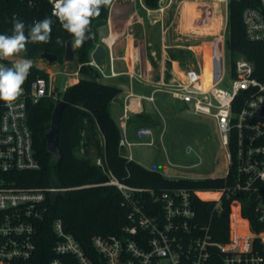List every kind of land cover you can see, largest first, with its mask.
<instances>
[{"label": "built area", "instance_id": "built-area-1", "mask_svg": "<svg viewBox=\"0 0 264 264\" xmlns=\"http://www.w3.org/2000/svg\"><path fill=\"white\" fill-rule=\"evenodd\" d=\"M36 6L39 0H20ZM118 0H113L112 8ZM148 11L164 15L175 0H160L156 9L146 6L144 0H132ZM177 16L184 0H176ZM50 3V2H49ZM228 0H226L227 9ZM51 12L53 5L50 3ZM227 11V10H226ZM226 21L219 34L217 47H210V72L205 77L203 63L200 70L188 79L161 78L150 95H142L130 89L126 95L121 117V147L125 157L135 160L134 145H154L155 134L151 127L137 130L140 137L150 140L135 142L128 138V120L132 113L143 112V100L155 101L157 92L189 104L194 115L207 116L216 122L221 145L227 153L228 171L221 177L224 186L219 189H194L174 186L159 194L143 187L129 185L106 169L102 157L96 163L107 171L109 180L103 184L115 185L123 195V204L129 207L128 222L121 234L95 235L92 239L94 253L64 229L61 218L53 222L55 242L49 264H260L264 253L256 247L259 242L264 251V228L257 232L251 221L243 215V204L237 194L241 191L255 194L259 202V221L264 226V81L254 75L255 65L245 56L226 71ZM110 16V15H109ZM18 14L14 13L13 18ZM245 33L250 41L264 42V0H249L242 13ZM164 18L162 17V20ZM102 43L109 51L113 63L117 58L114 41L107 37ZM194 51V49H192ZM221 52V55H220ZM11 59V58H10ZM0 64L11 66L8 60ZM103 78L119 76L93 58ZM73 75L77 72H67ZM131 78L144 80L141 74L129 72ZM55 73L49 80L38 76L29 86L23 85V93L11 105L0 101V264H33L37 250L36 235L45 223L48 195H55L67 188L56 186L19 185L13 173L38 170L41 167L34 149L33 132L29 125L28 105L45 96L62 100L54 88ZM66 89V88H65ZM64 89V90H65ZM187 145L186 152H193ZM195 166L203 164L199 156ZM217 163V159L214 160ZM207 176L180 175L179 178L199 179ZM87 186V185H86ZM89 186V185H88ZM206 194V195H202ZM214 194V195H210ZM213 201L211 215L206 219L197 213L194 199ZM228 200L229 234L226 240H218L213 233L214 214H223V203Z\"/></svg>", "mask_w": 264, "mask_h": 264}, {"label": "trees", "instance_id": "trees-1", "mask_svg": "<svg viewBox=\"0 0 264 264\" xmlns=\"http://www.w3.org/2000/svg\"><path fill=\"white\" fill-rule=\"evenodd\" d=\"M144 2L150 9H156L160 5V0ZM111 4L102 7L101 14L92 19V38L86 40L82 47L75 48L76 62L69 66H74L75 71L79 72V80L59 91L62 100L67 103L59 129V144L62 150L59 160L53 158L48 151L45 135L51 129L52 113L60 100L45 96L28 105L34 149L41 167L38 170L18 171L12 175L19 185L67 188L47 196L46 219L37 230V250L33 264H49L53 257L52 245L55 237L52 226L58 218L62 219L65 231L72 234L91 254L95 252L92 244L95 235L122 233L124 225L128 222L129 207L123 204V195L117 186L103 184L109 180L108 170L129 185L153 189L158 194L174 186L201 190L219 189L224 186V179L221 177L171 179L157 169L125 157L120 144L121 127L113 115L114 101L123 90L120 86L105 81L100 70L90 64L92 53L100 43L99 29L108 24ZM248 4L249 0H228L226 51L233 63L241 55L252 61L255 65L254 75L264 81V42L250 41L245 33L242 13ZM14 13L18 14L17 18H13ZM7 17L11 22H7ZM46 17L53 20L50 41L29 43L26 53L14 56L33 61V67L24 83L27 86L38 76L49 80L50 73L36 64L37 60L43 59L44 52H50L58 55L57 63L64 64L66 43L73 37L62 28L59 20L52 16L49 0H39L36 6H30L20 0H0V34L11 35L15 19L25 22L27 34L28 25ZM188 53L187 50L180 49L170 52V55L171 58L185 59ZM6 60L10 65L15 61L10 58ZM131 122L137 123L139 127L158 128L162 125V121L144 111L131 116L127 124ZM92 150L97 153L95 157L91 153ZM98 157L105 160L107 171L96 163ZM206 194L202 193L203 196ZM236 197L241 199L243 215L249 218L253 230L261 231L264 226L259 221V202L256 195L241 191ZM193 204L197 213L207 219L213 212L215 203L195 198ZM223 205V214L218 216L215 213L213 218L212 230L218 240H226L229 234V201L226 200ZM256 247L264 253L259 242Z\"/></svg>", "mask_w": 264, "mask_h": 264}, {"label": "rangeland", "instance_id": "rangeland-1", "mask_svg": "<svg viewBox=\"0 0 264 264\" xmlns=\"http://www.w3.org/2000/svg\"><path fill=\"white\" fill-rule=\"evenodd\" d=\"M180 1V0H178ZM187 1V0H186ZM186 1L181 4V9L176 16L177 2L169 8H166L164 14L166 16L165 24L170 25L169 34L172 37H180L175 43L184 45L198 44L203 41L202 46L194 47L197 50L204 48L203 69L204 71L211 66L210 46L208 41L217 40L222 23L226 21V0H218L215 4L212 0H189L196 2L194 21L198 24H219L208 31L191 28L186 30L184 27L191 25L187 22ZM214 2V4H211ZM212 5V6H211ZM215 9V12L212 8ZM111 10V7H110ZM142 13L147 18V11L139 3L135 4L132 0H118L112 8V16L119 27L130 24L137 20L139 14ZM190 21V20H189ZM214 24V25H215ZM101 29H104L101 28ZM181 31L185 32L182 33ZM207 41V42H206ZM221 55V52H220ZM226 71H230L229 54L227 53ZM12 60L19 58L9 57ZM194 60L191 56H187V61L192 63ZM36 64L45 68L50 74L55 73L57 76L54 82V88L57 91H63L73 80V75L67 72H74V66L64 65L63 62L51 64L46 59L37 60ZM107 81V79H104ZM113 82H118V78H112ZM168 104L161 107L162 124L166 126L165 130L158 133V137L154 145H134L132 152L135 160L146 165L149 168L161 171L166 177L176 179L180 175H199V176H223L228 171L227 153L221 145L216 122L207 116L194 115L189 104L177 101L168 97ZM166 110V111H165ZM154 113L160 115L158 111ZM113 115L120 125L123 110L120 105L113 108ZM130 128V123L128 125ZM150 140V136L144 138H136L135 142ZM187 145H192L193 152H186ZM93 156L96 151L92 150ZM199 156L203 158V164L195 166L199 162ZM217 159V163L214 160Z\"/></svg>", "mask_w": 264, "mask_h": 264}, {"label": "crops", "instance_id": "crops-1", "mask_svg": "<svg viewBox=\"0 0 264 264\" xmlns=\"http://www.w3.org/2000/svg\"><path fill=\"white\" fill-rule=\"evenodd\" d=\"M212 1H214L215 4L218 2V0ZM214 2H211V4H214ZM196 5V2L189 0L186 1V8L188 7L186 10V12H188L186 15L187 22L191 24L187 25L188 27H184L186 30L193 28L195 31L199 30L200 32H204L213 29L214 27L220 26V23L217 25L215 23V25L212 23H196L194 21L195 19L192 17ZM212 9L215 12V9ZM146 11L147 18H145L143 14L140 13L137 20L122 27H119L116 24L111 12L108 19V24L101 27H104V29H99L100 43L98 46L104 45L102 43V38L112 32V35L108 37L111 39V41H114V51L118 58L112 63L109 56L110 53L108 50H106V70L108 74H111L112 70H114L119 73V76H111L104 79H107V82L116 84L122 88V93L114 101V106L120 105L122 110L126 101V95L130 89H133L138 94L150 95L154 89L155 83L161 78L169 80L174 76L181 80L188 79L190 76L194 75L200 70L199 63L204 62V48L197 50L194 47L202 46L205 41L191 45L175 43L177 40L179 41L180 37L170 36V25L165 24V20L167 19L165 14L161 15L156 11ZM162 17L164 18L163 20ZM223 25L224 22L222 23L219 34L223 28ZM181 32L185 33L183 31ZM217 40L215 39L214 41L208 42L211 44V46L215 45V47H217ZM180 49H184L189 52L188 56H191L194 59L192 60V63H189L187 58H171L170 52ZM192 49H194V51ZM129 72L141 74L144 80L140 81L136 78H131ZM209 72L210 68L204 71L205 77L209 76ZM79 76V73H75L70 84L77 82L79 80ZM112 78H118V82H113L111 80ZM168 97L171 96L157 92L154 102L144 99L143 111L155 117L157 120L162 121L163 115L159 109L161 107L167 106L166 104L169 103ZM155 111H158L160 115L154 113ZM139 128L141 127H139L137 123H130V128H128V138L130 140L135 141L137 137H146H140L137 134V130ZM151 128L154 131L156 140L158 133L162 132V130H165L166 126L162 124L159 125L158 128Z\"/></svg>", "mask_w": 264, "mask_h": 264}, {"label": "clouds", "instance_id": "clouds-1", "mask_svg": "<svg viewBox=\"0 0 264 264\" xmlns=\"http://www.w3.org/2000/svg\"><path fill=\"white\" fill-rule=\"evenodd\" d=\"M53 5L52 16L56 17L62 28L72 37L74 48L82 47L86 40L92 38V19L101 14L102 7L112 0H49ZM53 20L46 17L28 25L21 19H15L12 34H0V59L20 56L27 52L29 43H48L51 39ZM33 67V61L20 57L11 66L0 64V101L11 105L23 93V85Z\"/></svg>", "mask_w": 264, "mask_h": 264}, {"label": "water", "instance_id": "water-1", "mask_svg": "<svg viewBox=\"0 0 264 264\" xmlns=\"http://www.w3.org/2000/svg\"><path fill=\"white\" fill-rule=\"evenodd\" d=\"M7 22H11V19L7 17ZM72 39L68 40L65 48L64 64L71 65L76 62L75 48L71 45ZM93 58L101 66H106V47L104 45L98 46L96 50L92 53ZM42 58L48 60L49 63L55 64L58 62V55L50 52H44ZM67 103L65 100H60L53 113L51 121V129L46 133L45 137L47 140V149L52 154L53 158L59 160L62 156V150L59 144V129L60 122L63 116L64 108ZM132 113L131 116H135Z\"/></svg>", "mask_w": 264, "mask_h": 264}, {"label": "bare ground", "instance_id": "bare-ground-1", "mask_svg": "<svg viewBox=\"0 0 264 264\" xmlns=\"http://www.w3.org/2000/svg\"><path fill=\"white\" fill-rule=\"evenodd\" d=\"M107 40H108L109 42H111V39H110L109 37H107Z\"/></svg>", "mask_w": 264, "mask_h": 264}]
</instances>
